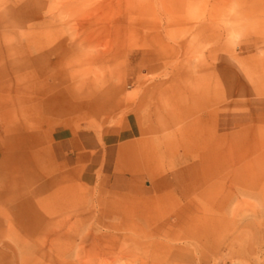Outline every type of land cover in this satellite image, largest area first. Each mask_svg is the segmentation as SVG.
Returning <instances> with one entry per match:
<instances>
[{
	"label": "rangeland",
	"instance_id": "374dc122",
	"mask_svg": "<svg viewBox=\"0 0 264 264\" xmlns=\"http://www.w3.org/2000/svg\"><path fill=\"white\" fill-rule=\"evenodd\" d=\"M249 2L0 0V101L22 127L3 162L0 157V206L18 210L22 222L43 225L8 229L0 217V264H264V28L251 24ZM113 19L117 30L105 33L103 25ZM206 23L259 44L233 50L237 58L226 64H203L198 57L216 43L192 39ZM158 37L186 43L176 53L193 60L142 61L140 52ZM106 47L113 55H101ZM248 77L259 92L238 95ZM63 92L92 94L102 107L69 113L64 105H43ZM192 96L196 108L229 116L228 162H239L246 177L254 172L256 189L249 178L239 189L230 166L225 191L213 187L185 196L192 171L182 168L190 161L179 125L167 119L170 103H190ZM241 115L242 123L233 124ZM219 124L215 114L212 130L222 132ZM74 129L112 144L104 166L92 164L89 179L82 178L85 164L74 163L60 141ZM175 211L193 213L189 225L176 226ZM163 220L175 228L159 238L185 249L143 252L127 239L122 245L132 252L109 253L93 243L94 236L110 234L148 241L138 232L149 233Z\"/></svg>",
	"mask_w": 264,
	"mask_h": 264
},
{
	"label": "bare ground",
	"instance_id": "6f19581e",
	"mask_svg": "<svg viewBox=\"0 0 264 264\" xmlns=\"http://www.w3.org/2000/svg\"><path fill=\"white\" fill-rule=\"evenodd\" d=\"M250 1V5L248 6L251 11L249 14V19L251 24L255 26L258 30L264 28V0H248ZM106 23V22H105ZM119 20L113 19L108 23L103 25V31L106 33L108 31L117 30ZM210 23H206L202 25V29L196 35L193 36V39L198 38L199 40L206 39L215 42V46L211 48L207 53L202 54L201 57H198L199 62L203 64H226L232 58H237L232 54L233 50L239 49H250L252 47L258 46V41H237L234 39L235 34L232 32H226L221 29L211 28ZM162 33L158 31V35L160 36ZM226 38V39H225ZM225 39V41H224ZM188 45L186 43H178L177 45H171L170 42L158 38H155L152 41V44H148L145 48L140 52V56L142 57V61H156V60H165V59H176V60H193V56L190 54H186L183 58H180L176 53L177 47L186 48ZM171 49L173 52L171 54H162L159 53L161 50ZM101 55L105 57H109L113 55L112 49L106 47V49L101 51ZM137 56V54H136ZM134 57V56H133ZM241 60H243L241 58ZM247 82L241 81V87L237 91L239 94H245V91L259 92V86L257 82L252 78L248 77ZM264 81V80H263ZM1 89V88H0ZM62 96L59 98L47 97L44 99L43 105L48 109H51L53 105L62 107V105L66 106L68 112L81 111L86 107L91 109H100V103L98 101V97L92 94H88L83 96L81 94H66L65 92L61 93ZM0 100H3V96H0ZM197 99L194 96L190 97V103H188L187 99L182 100L180 104L175 107V104L170 103V111L172 113L170 119L168 121H172L178 124L177 134L180 139L182 146L184 148V156L187 159V162L183 165V171H192V183L188 186V188H183L184 194L188 197L187 194H191L193 192L199 191L201 189H206L207 192L211 191L213 187L221 188L222 191H225L227 187V178H228V170L230 166H234V172L237 174V181H233L235 184H238L239 189L246 186L248 182L253 186L254 189L257 188V178L256 174L250 172V176L246 177L244 171L242 170V166L238 162L237 164L230 165L228 162V146L226 143L228 133H225L229 126V116H226L224 111L220 112L219 110L207 108L204 105L199 109L194 105L197 103ZM4 101H0V157L2 158V162L6 158V151L9 149V146L15 144V141L19 138V130L22 132V127L20 126V120L17 119V116L13 117L10 113H7V110H4L3 107ZM100 106V107H99ZM188 106H191L189 108ZM177 110V114L175 110ZM175 113V115L173 114ZM217 115L219 118V130L222 132H216L212 130L210 126V120L214 115ZM246 116V115H245ZM244 116L241 115L239 117L233 118V124H241ZM169 123V122H168ZM170 127L168 125L166 128ZM238 130L237 132H240ZM74 134H77L79 130H72ZM1 160V159H0ZM63 176H58L55 182L58 185L62 184ZM231 181V183H233ZM60 188H64V185H61ZM206 192V193H207ZM157 194V192H155ZM147 194H151L148 192ZM155 195V194H153ZM151 195V196H153ZM1 199V196H0ZM166 211V210H165ZM18 210H13L11 212H5L1 209L0 206V217H3L6 220V226L8 229H12L14 225H19L20 228H25L26 230L34 231L37 230L41 225L40 223H36L35 221L22 222L17 218ZM174 214L178 218V223L176 226L182 229L183 226L189 225L188 219L193 216V213L187 214L175 211ZM81 215L80 210H78V216ZM150 217V215H148ZM185 217V218H184ZM153 219V218H152ZM64 222V221H63ZM183 222V224H182ZM43 223V222H42ZM120 227L113 226V229L119 230ZM175 228V225L170 224L168 221L163 220L161 223H158L155 226V229L150 231L149 233L138 232L140 237H150L147 240L139 239L136 242L133 237L130 235H105L102 236H94L93 243L101 245L105 251L109 253H130L133 248L131 246L124 247L122 245L124 240H132L136 243L135 248L143 251H159L161 253H171L175 249L181 251L185 249L184 246L181 245H171L168 241H164L159 238L160 236L168 237L169 233ZM186 231V230H184ZM60 234V233H59ZM58 235V234H57ZM61 236V235H60ZM180 238V237H177ZM176 239V238H175ZM180 254V253H177Z\"/></svg>",
	"mask_w": 264,
	"mask_h": 264
},
{
	"label": "crops",
	"instance_id": "0c3cea01",
	"mask_svg": "<svg viewBox=\"0 0 264 264\" xmlns=\"http://www.w3.org/2000/svg\"><path fill=\"white\" fill-rule=\"evenodd\" d=\"M131 132L132 129H128ZM126 132V131H124ZM62 145H68L72 153L74 163H84L82 178L91 177V166L96 164L104 166L106 156L112 144L104 145L96 137L89 135L86 131L80 130L77 134H70L60 139ZM108 149V150H107ZM110 153L112 151L110 150ZM94 169V168H93Z\"/></svg>",
	"mask_w": 264,
	"mask_h": 264
}]
</instances>
